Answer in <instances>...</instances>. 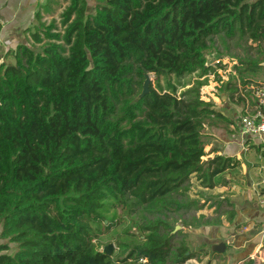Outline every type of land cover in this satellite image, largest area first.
I'll return each mask as SVG.
<instances>
[{
  "label": "trees",
  "instance_id": "trees-1",
  "mask_svg": "<svg viewBox=\"0 0 264 264\" xmlns=\"http://www.w3.org/2000/svg\"><path fill=\"white\" fill-rule=\"evenodd\" d=\"M66 1L45 24L58 5L47 0L37 47L17 44L0 63V264L201 261L187 230L234 220L207 191L240 165L207 157L206 128L222 115L202 86L227 57L243 88L254 83L264 0H103L93 13ZM146 73L155 85L137 98ZM115 206L133 221L106 254L93 226Z\"/></svg>",
  "mask_w": 264,
  "mask_h": 264
},
{
  "label": "crops",
  "instance_id": "crops-1",
  "mask_svg": "<svg viewBox=\"0 0 264 264\" xmlns=\"http://www.w3.org/2000/svg\"><path fill=\"white\" fill-rule=\"evenodd\" d=\"M46 2L47 0H0V58H4L17 44L31 46L32 32L38 22L35 13ZM44 18L45 15L41 20L45 21ZM214 60H209L210 64H215ZM224 69H227L225 61L217 69L220 76L216 74L217 78L210 81V96L207 97L222 118H217L214 125L206 128L208 137L205 150L210 151L208 157L216 153L236 156L240 165L223 174L221 182H225L224 185L221 183L207 192L227 198L234 205L236 215L232 222L224 221L223 218L221 225L199 227L205 228L208 236L200 232L201 239L195 240L198 244L193 246L201 247L205 255L201 261L191 259L193 264H202L210 256L212 264H229L233 259L235 264L246 256L264 259V206L260 203V198H264V134H243L239 125L240 116L255 108L257 96L252 85L243 88L238 77L234 76L235 72H232L234 77L230 74L227 78L223 75ZM212 74L215 73L209 75L213 76ZM246 76L257 87H264V60L259 67L247 72ZM249 90L250 94L247 93ZM210 149L216 151L212 152ZM206 209L209 211L206 215L213 212V208ZM219 243H223L224 250L229 248L231 253L215 251L214 247ZM241 250L248 251L245 256L236 259V254Z\"/></svg>",
  "mask_w": 264,
  "mask_h": 264
},
{
  "label": "rangeland",
  "instance_id": "rangeland-1",
  "mask_svg": "<svg viewBox=\"0 0 264 264\" xmlns=\"http://www.w3.org/2000/svg\"><path fill=\"white\" fill-rule=\"evenodd\" d=\"M56 1H58V5L54 6L51 15H45V18H44L45 21L43 23L48 24V22L50 21L51 18H55L56 20H58L59 12L67 4L66 0H56ZM87 1H88V6H87V9H86L87 13H93L94 12V7L98 3H103L104 2L103 0H87ZM217 41H219V40H217ZM30 44L33 47H37L36 44L35 45L33 44V40H32V42H30ZM242 51H243L242 48H239V52L243 53ZM243 54H245L246 56H253V57L255 56V52H253V50H249L248 53L245 52ZM253 57H251V58H253ZM214 58H216L214 55L209 56V60H211V61L214 60ZM263 58H264V56H263ZM231 60L232 59L230 57H227V58L222 59V62H221V63H223L224 61L226 62L227 69H224L225 70V74H223V75H225L227 78H229L230 74L232 75V72L233 73L235 72L234 68H233V65H234L235 62L231 61ZM2 61L9 62V60L7 58H0V62H2ZM215 61L216 60H214L213 62H215ZM212 75L213 76H211V75L207 76V82H206V84L204 86H202V94H203V96H207V95L210 96V88H211L210 87L211 86L210 81H211L212 78L216 79L217 75L220 76L219 73L217 75L216 74H212ZM149 76L151 78V83L154 86L155 85L154 75L150 73ZM195 76L196 75H192V77H190V78L194 79ZM234 76H237L236 72H235ZM160 81H162V80L160 79ZM250 85L253 86L254 91L257 88H264L263 86H258L257 87L254 83H251ZM188 86H190V84ZM198 189H199L198 188V183L194 179L193 180L192 191H191V197H195L196 191ZM258 197H260V194H259ZM119 212H120V209L115 206L113 209H110L109 212L107 213V215L105 217V220H104V224H102V223L98 224V225L94 224V226H93V228H96V226H97V228H100L99 240H100V242L103 243V245H104L103 247H105L106 245L110 244L112 251L117 249V242L119 240H122V238L124 236V231L126 230L127 227H129L131 225V222L133 221V219H132L133 217L129 216L128 214L122 215L120 217L119 216L120 215ZM202 212L207 214L209 211L207 209H204V210H202ZM223 218H224V221H227L226 216H224ZM178 227L181 228L180 225ZM206 231L207 230L205 228L187 230V235H188L187 236L188 237L187 240H188V244L190 245L191 248L194 247L193 244H198L195 240L201 239L200 232H203L204 235L208 236V234H206L207 233ZM1 242H7V240L0 237V243ZM8 244H9V250L8 251H9V253H12L15 250L16 245L14 243H8ZM248 250L239 251L236 254V256H235L236 259H240L243 256H245L246 252ZM225 251H226L227 254L231 253V250L229 248L227 250H224L222 253H225ZM211 257L212 256H210L206 261H203L202 264H212L211 263L212 262V258ZM208 261H209V263H208ZM191 262H193V261H191V259H189V260H187L185 262V264H193ZM229 264H234V259ZM235 264H264V259H262L259 256L255 257V258H253V257L251 258V256H246V257L243 258L242 261H237Z\"/></svg>",
  "mask_w": 264,
  "mask_h": 264
},
{
  "label": "built area",
  "instance_id": "built-area-1",
  "mask_svg": "<svg viewBox=\"0 0 264 264\" xmlns=\"http://www.w3.org/2000/svg\"><path fill=\"white\" fill-rule=\"evenodd\" d=\"M257 104L248 113L242 114L239 118V125L246 135L264 134V88L255 89ZM261 205L264 206V198H260Z\"/></svg>",
  "mask_w": 264,
  "mask_h": 264
},
{
  "label": "water",
  "instance_id": "water-1",
  "mask_svg": "<svg viewBox=\"0 0 264 264\" xmlns=\"http://www.w3.org/2000/svg\"><path fill=\"white\" fill-rule=\"evenodd\" d=\"M263 31H264V29H263ZM150 81H151V78H150L149 74L146 73L145 74V79H144L143 84H142V89H141L140 93L138 94L137 98H140V97H142L143 95H145L146 93L149 92V83H150ZM176 228H178V226H176ZM214 250L217 251V252L223 251L224 250V244L223 243L217 244L214 247ZM103 251L106 254H110L112 252L110 244H108L105 247H103Z\"/></svg>",
  "mask_w": 264,
  "mask_h": 264
}]
</instances>
